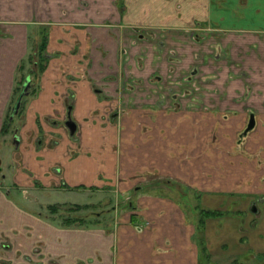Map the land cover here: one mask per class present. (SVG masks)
Wrapping results in <instances>:
<instances>
[{"label": "crops", "instance_id": "obj_1", "mask_svg": "<svg viewBox=\"0 0 264 264\" xmlns=\"http://www.w3.org/2000/svg\"><path fill=\"white\" fill-rule=\"evenodd\" d=\"M123 1L124 14L118 0H0V136L16 101L20 69L32 47L35 55L43 50V36L36 32L46 31L50 36L43 93L23 100L27 107L23 106L15 126L20 142L15 152L20 172L16 185L34 188L37 181L41 190L54 191L63 190L66 183L67 192L94 193L98 205L106 203L110 194L125 196L121 208H112L119 216L118 225L112 220L97 221L95 227L66 228L24 211L5 196L0 183V264H234L238 258L244 261L250 252L259 258L264 237L242 239L246 233L264 234V215L227 216L224 207L230 201L215 196L233 190L240 178L233 174L244 175L245 164L240 157L230 159L228 155L222 156L227 160L218 161L220 151L207 154L203 148L206 130L197 133L188 123L212 117L209 112L159 111L153 120L147 107H140L119 117L121 133L100 117L108 115L107 106L117 102L122 87L120 42L125 32L110 24L157 28L151 43L131 47L132 59L126 69L130 78L144 82L146 96L154 89L149 82L152 76L166 80L172 66L168 56L174 48L182 58L176 78L189 74L195 55L204 48L188 35L190 28L203 24L212 30L205 34L222 44L219 49L228 45L236 66L232 79L227 69H206L207 76L216 81L208 96L216 94L219 115L231 112L245 118L255 112L261 126L249 144L255 148L256 141V149H264V0ZM164 31L167 46L159 53V35ZM146 48L141 68L137 60ZM242 71L247 73L245 80ZM71 90L76 94L73 117L83 131L80 144L53 123L68 113ZM223 95L227 97L220 102ZM146 96L138 104L156 102V96ZM203 164L211 171L224 169L223 173L212 171L206 176ZM171 179L188 192L182 194L183 200L200 195L202 206L208 209L199 211L197 204L194 213L188 214L178 199L162 193L159 183ZM146 185H152L155 192L140 191ZM130 194L134 203L125 202ZM213 211L218 213H208ZM234 212L240 213V209ZM213 222L223 234L221 241L212 230ZM242 261L237 264H244Z\"/></svg>", "mask_w": 264, "mask_h": 264}, {"label": "flooded vegetation", "instance_id": "obj_2", "mask_svg": "<svg viewBox=\"0 0 264 264\" xmlns=\"http://www.w3.org/2000/svg\"><path fill=\"white\" fill-rule=\"evenodd\" d=\"M118 7L120 9V12L124 14V11H126V3L123 0H118ZM111 27H119L122 29L125 33L123 35V38L120 42V59L122 58V55L124 52L128 51L125 49L126 43L128 44L129 41H131L130 47H136L140 43H143L146 45L147 43H151L153 39L156 37V32L154 27L151 26H143V25H114L110 24ZM192 32L188 35L192 41H194L195 44L199 45L202 48L209 47L211 50L209 52L203 50L198 51V53L195 55L196 62L194 66L190 69L189 74H184L181 77L176 78V69L178 68V65H180V62L182 61V58H180L177 55V51L172 50L171 55L168 56V61L171 62L172 66L169 67V71L166 76V80L164 81L163 77L161 75H155L150 78V86H154V89L150 91L149 99L152 98V95L156 96V102L148 105H143L144 107H147V110L149 111L150 117L154 120L156 119V114L159 111L162 112H184L186 111H196L199 113H207L211 114L210 118L207 116L206 118H199L197 120H194V127L199 133L202 128L206 130V139L204 141V147L205 149H209L212 151L217 152H227L228 157L230 159L232 158H241V163L245 164L246 172L244 175L243 173H236L233 174L235 177L239 176L238 183H236L235 187H233V190H230L229 192H222L217 193L215 196H218V199H222L224 201H230L227 202L226 205L228 209L225 208L226 215H245V216H254V215H264V149H256L257 148V142L255 141V148L254 146H251L249 142H252V136L253 134L257 133L259 131V128L261 126V121L258 118V115L255 112H250L248 117L240 118L238 117V114H231L229 113H223L221 115L218 114L219 108L217 103V96L216 94L213 95V98H209L208 95H210V86L216 81H214V76L211 78L210 76H207L206 69L207 68H215V69H227L228 70V77L230 79L233 78V74L231 73L232 69L236 66L233 64L232 55L229 51L228 45L225 46L226 48H218L222 47L220 41H216V38H213L206 35L205 33L212 31L209 29L206 25L198 24L193 28H190ZM166 34L165 31L162 32L159 35V41H158V52L163 53L164 48L167 46L166 44ZM211 39V40H210ZM216 49V50H215ZM130 51V50H129ZM131 52V51H130ZM143 55L138 58L139 67H144V62L146 59V53L147 48L142 50ZM46 57V55H45ZM48 58V56L46 57ZM124 59L120 60V64L122 66ZM224 62V66H220L219 63ZM177 64V65H176ZM35 66H38V64H35ZM237 68L241 71L243 70L242 64H237ZM35 69L31 68L30 72H34ZM124 73V72H122ZM32 74V73H31ZM31 76V75H29ZM241 78L244 80L247 79V73L242 71L240 72ZM124 76H120V80ZM37 78V77H36ZM126 77H124L121 81V84H128L129 87L131 85V88L133 90V93H135V96H139V94L145 93L144 91V82L140 79L133 78L131 80V83L129 81H125ZM214 79V80H213ZM213 81V82H212ZM26 82V81H25ZM226 87H229L228 82H225ZM24 85V84H23ZM22 85V88H23ZM248 87H251L250 84H248ZM216 88V87H215ZM146 89V88H145ZM32 90V83L30 91ZM22 91V90H21ZM29 95H27L24 99L29 98L30 96H35L33 91L30 92ZM215 93H218V90H214ZM220 96V94H218ZM76 97V94L73 90L70 91L68 98H67V107H68V113L65 116V124L70 119L72 120L77 128L74 134L71 133L69 130V134L72 138H76L78 133L81 132L80 124L77 123V121L73 117V110L75 108V105L72 103V100H74ZM227 95H223L220 99L222 101L225 100ZM219 98V97H218ZM246 97L243 99L245 100ZM23 99V100H24ZM248 99V98H247ZM188 101V102H187ZM16 103V102H15ZM23 101L20 107V110L18 114L12 118V109L11 113L8 117V120L6 122V128L4 129V132L2 133V136L8 135V132L10 129L12 130L16 126V122L21 117V110L23 107ZM138 105V102H136ZM15 105V104H14ZM125 112H115L109 115L104 114L101 118L103 123L105 125L113 124V120H118L120 116L126 114ZM128 115V114H127ZM56 123V121H55ZM203 124L206 125V127H203ZM174 127V126H172ZM177 127V126H175ZM18 131L19 128H15L13 131V141L16 146H19V138H18ZM231 164H234L233 161L230 162ZM60 168L56 169V172H60ZM2 172V171H1ZM230 173V172H229ZM2 174V173H1ZM0 174V177H1ZM254 176L258 179V184L255 186H252V182L254 180ZM2 180H0V183L4 186L3 182L6 179V175L2 174ZM41 183L35 181L34 188L41 189L40 186ZM62 188L65 192H67L68 186H66V183L62 184ZM69 191V190H68ZM85 191H81L80 193H84ZM103 205V203H102ZM91 204H78L73 203L69 201H64L62 203H56L54 205H50L48 207V214L36 212L32 213L36 217L45 218L46 220H52L56 223V217L60 216L63 217V215L66 213L67 217L64 219V222L59 223L61 226L66 228H78L86 223V219L88 216H77L78 213H81L82 211H88ZM95 208L101 206V203L98 205H94ZM240 209V213L234 212V210ZM243 209V210H242ZM113 211V210H112ZM106 211L100 212H91L89 214L94 215L95 220L102 222V217L104 216L103 213ZM215 213H218V211H213ZM76 214V217L73 215ZM62 219V218H61ZM100 219V220H98ZM264 220V216L262 218ZM96 221V222H97ZM108 222L107 220L103 223ZM109 222H112L109 221ZM110 224V223H109ZM34 254H39L38 250H35Z\"/></svg>", "mask_w": 264, "mask_h": 264}, {"label": "rangeland", "instance_id": "obj_3", "mask_svg": "<svg viewBox=\"0 0 264 264\" xmlns=\"http://www.w3.org/2000/svg\"><path fill=\"white\" fill-rule=\"evenodd\" d=\"M37 33H38V36H40V35L43 36L42 38H43V42L45 41V43H46V48L42 50V53H39L40 57H37V55H36L35 62L36 61L38 62V63H36V64H38V66H35V65L33 66V64L31 63V60L29 59L30 57H28V59L25 62V71L21 72L19 75V78H18V88H20L22 78L28 74V72L30 71L31 68L35 69L37 78H34L35 82H34V85L32 87V90H31L35 94V96H33V97H38L39 95H41L43 93V90H44L43 85L45 83L44 79L46 78V75H47L46 71L48 69V65L50 64L49 63L50 59H46V57H45V53H46L45 50H47V44L49 42L50 36L46 31L41 32L40 30H38L36 32V34ZM32 43H33V40H32ZM136 47H137V45H136ZM158 48H159V45H158ZM125 49L128 51L124 52L122 55V58H121V59H124L123 60L124 62L121 66L122 72H124V73H122L121 77L122 76L126 77L125 81H129L131 83V80H132V78H130L131 75H130V73H127L130 70H126L130 64L131 59H132V55H131L132 48L130 47L129 43L128 44L126 43ZM33 53H34V48L32 47L30 56H32ZM85 60L87 61V59H85ZM38 68L39 69L45 68V69L40 72V70H38ZM123 68H124V70H123ZM81 77L84 79V76H81ZM58 79H54V80H58ZM61 80L64 81L65 79L61 78ZM69 80H72V78ZM89 81L92 82L93 80L89 79ZM121 86L122 87H120L118 90V93H119L118 96L119 97H117V100H116L117 102H115V103L110 102L107 106V109H108L107 112H108L109 117H111L110 114L115 113V112H124V111L126 112L127 111L126 114H132L131 113L132 111H134L140 107H144L142 104L137 105L136 102H138L140 99H143L142 97L146 96L145 95L146 92L139 94V96H135V93H133L131 85L129 87L128 84L123 83V84H121ZM145 90L146 89L144 88V91ZM146 97H147V99H149V96H146ZM15 99H16V97H15ZM15 102L16 101H14V104H15ZM14 104H13V106H14ZM23 106H24V108L27 107V105L26 106L23 105ZM142 109H144V108H142ZM126 114H124V115H126ZM21 116H22V114H21ZM204 118H206V117H204ZM19 120L20 119H18V121ZM53 123H55V122H53ZM188 123L193 124L194 121H191V123L190 122H188ZM113 124L116 126L115 127L116 130L121 133V131L123 130V127L121 126V124H122L121 120H116V121L113 120ZM173 126L175 127L176 125H173ZM54 127L66 129L67 134L70 135L69 130L65 124V118H62L61 120L56 119V123L54 124ZM203 127L205 128L206 125L203 124ZM21 128H24L23 123H21ZM188 128L192 129L190 127V125L188 126ZM14 129H15V127L12 130L10 129V131L8 132V135H5V136H9V138H6L5 136H0V174L2 173V174H4V176L6 175V179L4 180L5 182H3L5 196L10 197L12 201H14L20 208H22L24 211H27L28 213L40 212V213H44V215L48 214V212H49L48 207L50 205H54L56 203H62L64 201H69V202L78 203V204H91L88 211H82L81 213L77 214L78 217L79 216H88L87 218H85L86 223L80 227H90V226L95 227L97 219L95 220L94 215H91L89 213H91V212L102 213L103 210L106 212L103 213L104 216L101 218L102 222H104L106 220L108 222L113 220L115 225L119 224L118 222H116L117 218L119 216H115V214H113L112 208H113V205H115V208L116 207L121 208L122 207L121 204L124 202L123 198L125 200V196H123V198H122V196H120L118 194V192H117V195H118L117 198L115 197V195L110 194L109 195L110 198H108L105 201L106 203H104V201H103L102 202L103 205L101 204V206L95 208L94 205L97 202V197L94 195V193H90V192H86V191L84 193H77L76 191H73L71 193V192H65L63 190L49 191L50 189H48V188H47V190L46 189L41 190L38 188H31L30 186H25V187L19 188V186L16 185L17 184V178L19 177L20 172H19L18 156H16V154H15L18 146L15 145V143L13 141V135H12ZM110 134H111V132L108 134V136H111ZM29 135L31 136V134H29ZM82 137H83L82 128H81V132L78 133L76 138H72L70 136L71 140H73L75 143L77 142L78 144L81 143ZM61 138H62V136H61ZM42 140H43V138H42ZM54 144L57 145L58 144L57 141L54 142ZM171 147L173 149L175 148L174 145H171ZM206 150H207V152H206L207 154H211L209 149H206ZM221 154L222 155H221V157L218 158V161L228 159V158L226 159V158L222 157V156L226 157L228 155L227 152H222ZM222 164H223V162H222ZM222 164H221V166H222ZM203 166H204L203 172L206 176H211L212 171L216 174H222L223 173L222 171L224 170V169H213L211 171L210 167H206L204 164H203ZM2 174H1V177H2ZM1 177H0V180H2ZM179 184L180 183L174 179H171L169 182L163 181V182L159 183V186L161 187L160 191H162V193H164V194L167 193L166 196L172 197L174 199L175 198L178 199L179 203L182 205V207L186 210V212L188 214L194 213V207L197 204H200L199 206H197V209H199V211L202 210V212H204L206 209H208V208H206V206H204V205L202 206L201 200H200L201 199L200 195L199 196L197 195L195 197L191 195V197H188V199H186L187 201L183 200L182 194L186 191H185V189H183L184 187H182ZM257 184H258V179H257V177L254 176L252 186H255ZM151 187H152V185L151 186L146 185V186L140 187V191H142L144 188V190L146 192H155L154 189H152ZM186 193H188V192H186ZM134 194H135V192H134ZM129 196H130L129 200L127 199V201H125V202L126 203H134L135 198L133 197V195L130 194ZM0 204H2L1 201H0ZM119 204H120V206H119ZM123 205L125 206L126 204L124 203ZM224 208L228 209V207H224ZM197 213L199 214L198 211H197ZM73 216L76 217V214H74ZM66 217H67V214L65 213L63 215V217H60V216L56 217V221L58 223H61V222L63 223L64 219ZM203 219H205V218H203ZM212 228H213L212 230L214 231L217 240L221 241L223 234H222L221 230L218 229L217 224L213 222ZM245 235H246V237H244L242 239L244 242L245 241L248 242L250 237H252L253 240H257L256 238H258L259 236L264 237L263 233H262V235L259 233L258 234L252 233V235H250V236L246 233ZM248 236H249V238H248ZM236 239H237V237H236ZM261 242H262V239H261ZM263 245L264 244H261V253L258 255L259 258H254L255 253L250 252V254L246 258H244V261H242L243 259L238 258V259H235L233 261L234 264L240 263V261H242L244 264H264V246ZM220 264H225V263L220 261Z\"/></svg>", "mask_w": 264, "mask_h": 264}, {"label": "water", "instance_id": "obj_4", "mask_svg": "<svg viewBox=\"0 0 264 264\" xmlns=\"http://www.w3.org/2000/svg\"><path fill=\"white\" fill-rule=\"evenodd\" d=\"M31 83H32V79H31V77H28L27 80H26V82L24 83L23 88H22V91H21L19 97L17 98V101H16V103H15V105L13 107V110H12V118H14L18 114L23 99L27 95H29V91H30V88H31ZM66 126L71 131L72 134L75 133L77 126H76V124L72 120L69 119L66 122Z\"/></svg>", "mask_w": 264, "mask_h": 264}, {"label": "trees", "instance_id": "obj_5", "mask_svg": "<svg viewBox=\"0 0 264 264\" xmlns=\"http://www.w3.org/2000/svg\"><path fill=\"white\" fill-rule=\"evenodd\" d=\"M45 48H46V43L44 41L43 42V49H45ZM39 53H42V51L39 52ZM39 53L37 54V57H40V54ZM35 58H36V55L35 54H32V56H30V58H29L31 60V63L33 64V66L36 63H38L37 61L35 62ZM44 69L45 68H40V69L38 68V70H40V72L43 71ZM20 70H21V72H24L25 71V63L22 65V68ZM29 75H31V76H29ZM28 77H31V79H32V86H33L34 85V82H35L34 78H36V71H34V72H30L29 71L28 74L22 78L21 87L20 88H18V87L16 88V100H17V98L19 97V95L21 93L22 85L25 83V81L27 80ZM208 213H210V215H216L217 214L215 212H208Z\"/></svg>", "mask_w": 264, "mask_h": 264}]
</instances>
